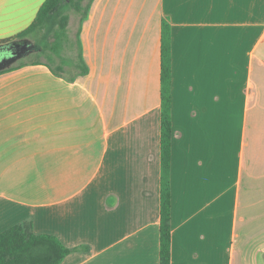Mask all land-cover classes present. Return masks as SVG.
I'll return each mask as SVG.
<instances>
[{
  "label": "crops",
  "instance_id": "1",
  "mask_svg": "<svg viewBox=\"0 0 264 264\" xmlns=\"http://www.w3.org/2000/svg\"><path fill=\"white\" fill-rule=\"evenodd\" d=\"M44 1L0 0V41ZM163 19L170 264H264V0H94L86 75L0 73V233L30 221L79 249L60 264H159Z\"/></svg>",
  "mask_w": 264,
  "mask_h": 264
},
{
  "label": "trees",
  "instance_id": "2",
  "mask_svg": "<svg viewBox=\"0 0 264 264\" xmlns=\"http://www.w3.org/2000/svg\"><path fill=\"white\" fill-rule=\"evenodd\" d=\"M94 0H45L33 22L15 36L1 40L0 44L24 42L31 39L35 52L45 57L46 65L56 76H62L66 68H75L78 73L69 78L73 81L84 76L88 68L83 60L80 31L87 19ZM70 12L78 18L74 37H70L68 24ZM31 53V52H30ZM38 57V58H39ZM18 60L4 73L41 61ZM171 26L166 19L161 21L160 34V197H159V264H170L171 255ZM78 248L65 247L58 238L48 234H35L30 221L14 225L0 233V264H60Z\"/></svg>",
  "mask_w": 264,
  "mask_h": 264
},
{
  "label": "water",
  "instance_id": "3",
  "mask_svg": "<svg viewBox=\"0 0 264 264\" xmlns=\"http://www.w3.org/2000/svg\"><path fill=\"white\" fill-rule=\"evenodd\" d=\"M30 51L31 45L27 41L0 44V71L26 57Z\"/></svg>",
  "mask_w": 264,
  "mask_h": 264
},
{
  "label": "rangeland",
  "instance_id": "4",
  "mask_svg": "<svg viewBox=\"0 0 264 264\" xmlns=\"http://www.w3.org/2000/svg\"><path fill=\"white\" fill-rule=\"evenodd\" d=\"M70 14L72 15V18H71V23L69 25V32L71 33V36L74 35L75 31H76V28H77V25H78V18L73 15L72 12H70ZM28 43H30L31 45V53H29L26 57L24 58H21L19 59L20 61L22 62H30V61H33V60H37V58L40 56L38 53L35 52V46L34 44L32 43V40L31 39H27L26 40ZM40 61H43V62H47L46 58L45 57H39L38 58ZM18 61H16L15 63L13 64H16Z\"/></svg>",
  "mask_w": 264,
  "mask_h": 264
}]
</instances>
